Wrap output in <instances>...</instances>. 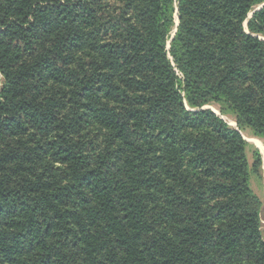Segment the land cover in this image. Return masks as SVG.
<instances>
[{
    "label": "trees",
    "instance_id": "obj_1",
    "mask_svg": "<svg viewBox=\"0 0 264 264\" xmlns=\"http://www.w3.org/2000/svg\"><path fill=\"white\" fill-rule=\"evenodd\" d=\"M263 3L0 0V264H264Z\"/></svg>",
    "mask_w": 264,
    "mask_h": 264
},
{
    "label": "rangeland",
    "instance_id": "obj_2",
    "mask_svg": "<svg viewBox=\"0 0 264 264\" xmlns=\"http://www.w3.org/2000/svg\"><path fill=\"white\" fill-rule=\"evenodd\" d=\"M264 5V3L262 4ZM261 5L257 6L255 9L260 8ZM252 12L248 14V17H250ZM246 22L244 21L243 25L245 27V31L248 32L246 28ZM178 24V17L176 14H174V27L171 31V37L173 36L176 25ZM261 39L264 40V36H261ZM206 108L212 109L217 115L222 117L224 120L227 121L228 124H230L235 129L239 130L243 138L246 140V156L247 160L250 166V169L252 167V164L256 158V155H259L261 163L257 171L250 170V179H249V185L251 189L254 191V193L259 197V199L263 202L264 201V155L260 150V144L264 145V142L261 138L254 135L252 130L249 127L246 126H239L236 122L235 114L230 111L223 103L221 102H211L210 104L204 106ZM247 138H255L259 140V143H254L252 141H249ZM263 226L264 221L262 220Z\"/></svg>",
    "mask_w": 264,
    "mask_h": 264
},
{
    "label": "bare ground",
    "instance_id": "obj_3",
    "mask_svg": "<svg viewBox=\"0 0 264 264\" xmlns=\"http://www.w3.org/2000/svg\"><path fill=\"white\" fill-rule=\"evenodd\" d=\"M249 141H252V142H254V143H259V140L258 139H255V138H247ZM260 150H261V152L263 153V155H264V145L263 144H260Z\"/></svg>",
    "mask_w": 264,
    "mask_h": 264
}]
</instances>
